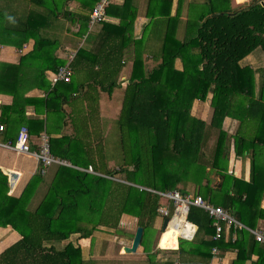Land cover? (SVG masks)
<instances>
[{"label": "trees", "instance_id": "obj_1", "mask_svg": "<svg viewBox=\"0 0 264 264\" xmlns=\"http://www.w3.org/2000/svg\"><path fill=\"white\" fill-rule=\"evenodd\" d=\"M69 1L30 0L33 5L24 16L9 15L6 9H0L1 44L21 48L30 39L35 41L34 49L23 55L19 64L1 62L0 73L19 71L17 69L22 65L35 61L43 63L37 75L43 81L46 80V70L55 73L66 63L52 52L57 48L58 39L49 35L58 29L65 30L61 17L79 22L77 35H85L90 28L91 11L99 0H76L84 8L79 12L66 9ZM131 1L125 0L120 6L109 4L107 14H112V10L120 11V24L101 22L103 41L97 53L92 55V52L80 48L70 63L74 72H81L82 68L83 71L97 68L88 83L97 84L111 94L119 86L117 78L125 64L126 50L134 46L133 71L116 120L118 148H108L109 152L105 154L104 138L98 140L93 151L82 150L77 136L62 137L60 147H54V141H51L55 155L83 168L92 165L103 175L58 166L42 200L29 211L27 227L26 221L22 227L15 216L5 219L3 224L12 225L22 238L3 252L0 264H89L82 245L75 244L71 236L78 235V240L91 238L102 227L118 229L125 216L131 217L132 221L137 220V227H143L140 246L146 256L144 263L158 264L157 257L161 252L159 249L154 251L152 237L154 232L162 229L165 217L159 208L166 201L160 194L138 186L165 192L176 188L181 190L180 185L186 187L194 183V195H202L222 205L250 228L256 226L251 222L254 215L264 218V209L260 207L264 194V67L254 69L241 64V60L257 47L264 51V3L254 0L249 6L234 9L231 0L190 2L184 35L178 37L182 22L181 0L175 15L171 12L173 0H150L157 5L147 9V16L153 20L150 32L160 33L161 41L148 43L152 45L149 53L152 54L153 66L147 70L143 52L138 50L143 47V42L135 40L132 34L136 11L132 10ZM11 38L19 40H9ZM50 56L52 60L48 63ZM177 61L180 67H177ZM61 82L68 84L71 81ZM59 84L48 89L43 101L47 110L51 108L50 99L58 97ZM49 86L47 81L45 87ZM3 91L0 88V92ZM209 94H213V116L209 123H205L194 117L192 107L195 100H206ZM147 99H151V108L156 110L151 120L159 127L161 135L164 131L162 117L167 119L164 147L158 143L156 128L148 123L132 122L134 112L140 116L145 113L140 109L146 112L150 109ZM19 102L15 94L13 104L2 107V115L8 109L16 108ZM59 102L60 106L65 97H61ZM91 103L92 110H98L97 93ZM226 117L240 122L233 135V148L239 157L246 156V151L250 152L249 182L228 173L232 136L224 128ZM82 119L84 122L76 121L79 128L76 134L82 132L90 120L89 116ZM215 129L218 137L211 155L207 157L203 146L206 139L211 141ZM192 153L196 155L194 160ZM112 160L114 163L109 165ZM213 173L221 178L215 186L211 185ZM42 181V175L37 174L18 201L21 203L29 198ZM168 204L171 216L174 207L171 201ZM187 218L197 226L195 236L192 240L178 237L177 249H173L172 254H163L169 257L164 264H175L177 253L184 263L196 257L210 259L214 247L237 248V259H246L253 251L247 250L249 230H238L234 241L225 240V237L215 240L214 220L208 212L190 206ZM65 241L61 248L55 245ZM260 247L264 250V245Z\"/></svg>", "mask_w": 264, "mask_h": 264}, {"label": "crops", "instance_id": "obj_2", "mask_svg": "<svg viewBox=\"0 0 264 264\" xmlns=\"http://www.w3.org/2000/svg\"><path fill=\"white\" fill-rule=\"evenodd\" d=\"M124 1L125 0H110V5L120 6L124 3ZM242 1L243 0H231L232 8L239 9L241 6H249L254 2V0H246L244 3H241ZM260 1L261 3H264L262 2L263 0ZM190 2L203 3L205 0H181L180 8L182 11V22L180 23L178 29V37H183L184 35V26L189 16L188 10ZM178 4L179 0H173L171 10L172 15L176 14ZM32 5L33 4L30 0H0V9H6L9 15L16 14L24 16L31 9ZM155 5V2H151L150 0L131 1L132 10L136 11L132 34L135 40L143 42V47L141 46L138 50L139 52H143V57L146 59L145 67L147 70L148 67L151 68L153 66V61L150 59L152 54L149 53V49L152 48V45L150 46L148 43H160L161 41L158 35L160 33L155 35L153 34V31L150 32L153 20L147 16V9L155 8L157 6ZM66 9L73 12H79L84 8L80 6L78 1L70 0ZM14 10L16 12H14ZM112 12V14H107L105 22L117 26L121 22V16L119 15L120 11L112 10ZM60 20L63 24H65V30L62 32L58 29L55 34H51L49 36L51 38L58 39L57 48L54 50L52 49V52H54L56 57L66 60L64 65L71 63L80 48L92 52V55L97 53L103 41L102 23H96L92 27L90 25V34H88V36H79L77 35L80 28L79 22H71L62 17ZM9 40L18 41L19 38H11ZM34 44L35 41L33 39L24 43L21 48H18L15 45L0 43V63L6 62L10 64H19L21 57L34 49ZM134 49L135 48L132 45L126 50L125 64L119 72L117 78L119 86L114 88L111 94L99 88L97 84L90 85L88 83V81H90L89 78L95 73L97 68L91 70L85 69L84 71L82 68L81 72H74L72 66L70 65L73 71L71 82L68 84L59 82V89L56 93L58 94V97L50 99V110L46 109L43 101L48 95V89L51 90L55 86L51 82L52 74L54 73L53 70H46V80L43 81L37 76L42 70L43 63L41 64L35 61L22 65L20 69H17L19 71L0 73V88L4 89L3 92H0V124L5 126V129L0 131V256L6 249L18 243L22 238L19 231H17L12 225L3 224L5 219L15 216L17 217L18 223L22 227L25 226L26 221L27 227L29 211H32L42 200L47 184L52 179L53 173L58 167L55 165L54 170L48 169L47 173L44 175L47 179H43V181L33 189L31 196L20 203L18 199L23 195L29 182L33 177L39 174L40 161L33 155L18 153L5 144L14 143L17 139L19 130L21 127L25 126L29 130L30 143L33 150L39 148L41 143L40 136L43 133L49 135L50 143L51 141H54V147H60L62 142L60 140H62V137L64 136H77L81 141H78V145H80L82 150L83 148H87L88 151H93V148L96 146L98 140L103 138L105 140V154L109 152L108 148H112V150H114L115 147L113 145V140L111 139V134L117 127L115 124L121 113L125 88L133 71V56L135 55ZM47 60L48 63H51L52 57L50 56ZM241 64L249 65L254 69L263 68V49L260 47L254 49L243 60H241ZM176 65L177 67L181 66L179 61H177ZM256 77L257 82H259V73H257ZM47 81L50 83L49 87H45ZM88 85H90L91 88H89ZM95 93L98 95V104H96V106H98V110H92L91 106V100L93 101ZM15 94L19 98V105H17L14 109H8L6 113L2 115V107L11 106L14 102ZM212 96L213 94H209L206 100H195L193 103L192 114L198 120L205 123H209L213 116V108L211 106ZM61 97H65V102L61 104L60 107L59 99ZM147 100H149L148 102L151 104V99ZM149 104H147V106H150L151 108V105ZM83 116H89L90 120L83 126V131L76 134V131L79 130L76 126V121H83ZM73 117L77 120L73 121ZM132 119L133 123L140 122L137 120L135 112ZM163 122H165L164 119ZM239 123L238 119L231 117H226L224 120V128L229 132V135L232 136V148L227 161L228 173L233 175L238 180L249 182L251 178L250 152L246 151V156L239 157L236 155L233 148V135L237 132ZM148 124L151 126L155 125V127H157L155 123ZM212 137L211 141L215 145L218 137L217 129L214 130ZM159 141V145L164 147L166 137H163V139L159 138ZM83 142L85 144H83ZM52 153L55 155L53 151ZM195 153L191 154L193 160L197 155V153L196 155ZM110 163L113 164L114 161H110L109 165ZM12 173L17 175L14 181H11L10 179V175ZM211 177V185L215 186L221 181L220 176L216 175V173H213ZM195 186L196 185L194 183H189L186 187L180 185V187H182L181 190L183 192L188 191L189 194L195 193ZM260 207L264 209V194L261 199ZM125 220H132V218L125 216L123 221ZM251 222L256 225L255 229H261L264 232V218L254 215L251 218ZM112 230L113 229L102 227L100 230L95 231L91 238H79L77 240L78 235H73L70 239L74 241L75 244H77V242L81 244L84 250L85 258L90 260L89 264H95L98 263L95 260L96 258L99 259V257H94V252H92L91 247L95 241L96 244L102 245L105 241L111 239ZM252 234L253 233L250 232L248 236L247 250L248 252H251V249L253 251L246 259H237V248L221 249L218 247L219 253L214 254L212 250L213 257L210 259L196 257L188 260L186 263L181 260L180 254L177 253L174 257L175 264H235V261L236 264H264V250L260 247V245H264V242H258L254 237L255 235ZM178 236L179 233H176L171 229H166L160 235L159 244H154V251H157L159 247L177 249L175 247L178 245ZM250 236H253L254 239ZM237 237L238 232H235L231 227L225 226V240L230 239L234 241ZM66 242L67 241L57 243L55 245L58 248H61ZM110 246L116 247L117 243L110 242ZM143 250V247L140 246L136 253H130L127 255L124 254L117 260H123L121 264H145L144 262L146 260V256ZM260 253L262 254V257H260ZM168 260V256L161 255V253L158 254V264H164Z\"/></svg>", "mask_w": 264, "mask_h": 264}, {"label": "built area", "instance_id": "obj_3", "mask_svg": "<svg viewBox=\"0 0 264 264\" xmlns=\"http://www.w3.org/2000/svg\"><path fill=\"white\" fill-rule=\"evenodd\" d=\"M262 2H264V0ZM109 4H110V0H99L95 4L90 14V25L101 23L107 19L106 9L109 6ZM72 74L73 71L70 64L62 65L58 68V70L55 73L52 74L51 82L54 85L61 81L70 82L72 79ZM4 129L5 126L0 124V131H3ZM40 139H41V143L39 145V148L33 150L30 143L29 130L27 127L23 126L18 132L16 141L14 143H9L5 145L14 149L18 153L30 154L36 157L40 161L39 174L42 176H44L47 173L48 169L53 165L68 166V167L77 168L79 170H84L93 174L103 175L102 173L95 171L92 165H89L88 168H83L74 165L68 159L54 155L51 151V144L47 134L43 133L40 136ZM138 187H140L141 189H147L149 191L156 192L162 196L163 200L166 202L159 208V212L165 218L169 217L171 214L168 202L169 201L172 202L174 211L172 215L169 217V223L167 228L169 227L170 223L174 220L175 216L178 213L184 216L185 223L190 222L187 218L189 208L190 206H197L208 212L210 217L214 220L213 224L215 227V236H214L215 240H220L223 237H225V226H228L233 228L235 232H237L238 230L247 229L255 235V238L258 242H264V232L261 229L248 227L247 225L239 221L235 216H233L231 212L228 211L226 208H224L221 205L214 204L210 199H206L202 195L184 193L178 188L170 191L158 192L151 188L141 187V186ZM191 225L193 226L192 231H190V233L187 235L181 234L179 237L184 238L186 240H192L197 231V226L193 223H191ZM213 253L214 254L219 253L218 247L213 248Z\"/></svg>", "mask_w": 264, "mask_h": 264}, {"label": "rangeland", "instance_id": "obj_4", "mask_svg": "<svg viewBox=\"0 0 264 264\" xmlns=\"http://www.w3.org/2000/svg\"><path fill=\"white\" fill-rule=\"evenodd\" d=\"M245 1L246 0H243L241 3H244ZM92 26L93 25H91V27ZM86 34L87 35H84V36H88V34H90V30ZM148 107H150V106H148ZM140 110L145 112L143 115H140L141 117L137 116L139 118L140 122L153 123V121L151 120V118H152L151 115L155 114V112H154V111H156L155 108H150L148 110V112H146V111H144L142 109H140ZM152 112H154V113H152ZM163 119H164L165 122H164V129L162 128V130H164L162 135L160 133L159 127H155V125L153 126L157 130L158 139L159 138L163 139V137H166V130H167V124L168 123L166 121L167 120L166 118L162 117V121H163ZM48 137H49V135H48ZM111 139L113 140V145L115 147L114 149L117 150V148H118V129H117V127L113 130V133L111 134ZM49 140H50V137H49ZM158 143L160 144V141H158ZM213 145L214 144H213L212 141H210L209 139H206L203 147H204V149L206 151V156L208 155L207 157H209L211 155ZM204 161H205V159H204ZM54 166L55 165H53V167H50L49 170H54V168H55ZM42 177H43L44 180L47 179V177H45V176H42ZM213 203H215V202H213ZM137 226H138L137 220H134V221L125 220V221H123V225L120 228L112 230L111 239L105 241L104 244L98 245V244H96V241H95V243H93V245L91 247L92 252H94L93 253L94 257L95 256L99 257V259L96 258L95 261L98 262V263H95V264H121L123 262V260L119 261L117 259H119V257L124 255V254L125 255L130 254L126 250H124V246H129V245L132 244V241L134 239L133 236L136 233V227ZM164 231L165 230L160 229V230H157L156 232H154V235L152 237V242L153 243L155 242L158 245L159 244L160 235ZM110 242L117 243V246L116 247H111L110 246ZM173 249L174 248L159 247V251L161 252V255H163V254L164 255L172 254L171 251H173ZM90 256H91V254H90Z\"/></svg>", "mask_w": 264, "mask_h": 264}, {"label": "water", "instance_id": "obj_5", "mask_svg": "<svg viewBox=\"0 0 264 264\" xmlns=\"http://www.w3.org/2000/svg\"><path fill=\"white\" fill-rule=\"evenodd\" d=\"M216 14H221V13H216ZM16 177H17V175L15 173H12L10 175L11 181H14ZM168 223H169V218H165L163 221L162 230H166ZM142 237H143V227L139 226V227H137L132 245L131 246H125L124 247L125 250L128 253H136L138 251V248L140 247Z\"/></svg>", "mask_w": 264, "mask_h": 264}, {"label": "bare ground", "instance_id": "obj_6", "mask_svg": "<svg viewBox=\"0 0 264 264\" xmlns=\"http://www.w3.org/2000/svg\"><path fill=\"white\" fill-rule=\"evenodd\" d=\"M193 226L190 222L185 223L184 222V216L180 213H178L174 220L170 223L169 227L167 229H171L179 233V236L182 234L187 235L192 231Z\"/></svg>", "mask_w": 264, "mask_h": 264}]
</instances>
